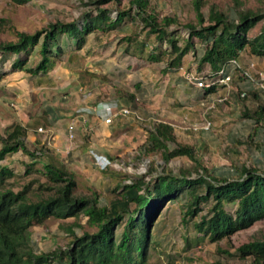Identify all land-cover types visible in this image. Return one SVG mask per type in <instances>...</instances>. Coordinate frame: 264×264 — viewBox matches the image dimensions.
<instances>
[{
    "label": "trees",
    "instance_id": "1",
    "mask_svg": "<svg viewBox=\"0 0 264 264\" xmlns=\"http://www.w3.org/2000/svg\"><path fill=\"white\" fill-rule=\"evenodd\" d=\"M108 2L116 3V18L112 17V8H103ZM128 3V8L123 9L121 0H92L88 5L93 8L79 20L57 21L34 34L20 32L9 25V31L17 39L0 41V78L7 74L4 71L7 63L11 72L46 75L64 55L82 51L90 35H96V39L109 37L138 22L142 25L140 30L122 38L124 53L147 65L163 64L164 74L180 70L186 57L192 54L197 57L201 49L199 72L209 68L207 76H213L237 60L241 69L235 82H243L244 73L250 68L246 59L264 57V28L258 35L249 36L264 20V10L246 8L244 0H233L236 15L233 20L216 4L209 7L206 15L203 10L208 2L191 0L196 21L188 24L180 22L177 16H161L152 0H128ZM181 28L188 30L187 38L180 33ZM33 57H37L35 66L28 68ZM219 90L207 88L204 96ZM117 95L129 105L137 103L133 93L118 89ZM249 95L257 106L253 112L245 107L242 117L255 122L254 131L246 141L251 144L259 131L264 133V102L257 92H238L244 102ZM28 131V126L14 122L0 134V264H145L158 219L168 204L180 202L182 197H185L182 222L187 225L193 221L197 233L195 238L186 239L185 251L206 242L231 241L237 233L264 221V170L243 165L232 179L215 176L199 157L197 148L181 142L174 126L167 122H156L148 131L144 154L158 155L167 164L177 158H187L193 168L182 170L179 175L164 171L149 182L144 177L131 185L119 181L113 188V192L119 193L107 204L102 203V192L93 187L86 186L88 193L78 194L76 174L45 145H30ZM255 146L258 150L263 148L260 143ZM19 152L29 158V162L22 163L25 170L20 179L30 180L16 190L20 180L16 170L2 163ZM110 175L112 179L119 177L115 172ZM232 204L236 205L234 212L225 208ZM203 205L208 208L206 213ZM81 216L86 219V226L78 221ZM52 218L61 222L77 220L60 224L70 235V244L37 254L32 245V230ZM196 218L199 220L194 221ZM77 230L82 234L78 235ZM217 249L226 257H251L255 264H264V241L243 244L235 253Z\"/></svg>",
    "mask_w": 264,
    "mask_h": 264
},
{
    "label": "crops",
    "instance_id": "2",
    "mask_svg": "<svg viewBox=\"0 0 264 264\" xmlns=\"http://www.w3.org/2000/svg\"><path fill=\"white\" fill-rule=\"evenodd\" d=\"M104 38L100 36L96 39V35H90L82 51L71 56L64 55L46 75H32L26 71L11 72L9 66L4 68L7 74L0 78V106L9 104L15 109L13 115L0 118V133L4 134L5 128L14 122L28 126L27 142L30 145H45L63 165L76 174L78 180L83 178L86 186L100 192L107 190H100L102 183L109 191L112 185L117 186L120 182L118 179H114L115 182L112 180V169L103 171L96 166L92 151L109 161L124 164L125 158L140 155L141 145L145 146L148 131L156 122L171 124L177 136L181 140L185 139L189 134L184 130V118L187 116L189 120L185 110L192 97L197 100L202 96V104L214 97L236 95L231 86L204 96L203 90L185 81L184 73L197 66L203 54L201 49L198 58L189 55L180 70L164 74L161 72L163 64L147 65L134 58L139 63L135 70L134 65L125 64L120 59H105L106 55L102 54L93 55L96 47L103 45ZM123 55L130 57L124 52ZM91 56L93 63L88 61ZM99 57L101 59L96 60ZM36 59H31L28 68L35 66ZM246 60L254 73L264 74V57L250 56ZM205 71L210 70L207 68ZM237 86L249 94L255 88L245 82H237ZM118 89L135 94L137 103L129 105L122 101L117 95ZM99 105L130 108L131 114L116 118L108 125L97 114L86 113V109ZM71 122H75L76 127L74 140L69 138ZM40 128L45 132H39ZM178 129L184 131L178 132ZM184 143L188 144L186 140ZM8 159L13 161L11 167L28 162L21 152Z\"/></svg>",
    "mask_w": 264,
    "mask_h": 264
},
{
    "label": "rangeland",
    "instance_id": "3",
    "mask_svg": "<svg viewBox=\"0 0 264 264\" xmlns=\"http://www.w3.org/2000/svg\"><path fill=\"white\" fill-rule=\"evenodd\" d=\"M90 1L92 0H30L27 3H19L15 0H0V41H16V36L8 29L9 25L14 26L20 32L34 34L57 21L72 22L74 20H79L83 13L93 8L91 5H88ZM206 1L208 5L203 10L206 15H208L209 7L212 4H216L222 11L228 14L231 20L236 18L233 10V0ZM244 1L246 2V8L264 10V3L262 0ZM152 2L161 16H177L180 22L184 24L196 21L191 0H152ZM128 6V0H121V8L127 9ZM103 8H112V17L116 18L117 8L115 2L104 3ZM134 26L136 27L134 28ZM141 26L142 25L138 22L137 25L128 26L104 38L103 45H101V47H96L97 50L93 55L102 54L103 56H107L104 57L105 59H120L124 61L123 63L125 64L130 66L134 65L135 70H137L139 67L137 65L139 64L138 61L123 55L124 45H122L121 42L123 37L130 35L134 30H140ZM263 28L264 20L249 33V36L254 37L258 35ZM180 33L185 38L189 35L188 30L184 28L180 29ZM92 59L93 56H91L88 61L93 63L94 59ZM100 59L99 57L96 60ZM9 66L10 63H7L4 65V68L7 69ZM191 68L192 70L190 71H195L194 69L197 68V66ZM186 72H188V70H186ZM203 73L207 75L209 71H204ZM235 75H237V72ZM235 79L236 76L232 83V90L235 91V96L230 97L226 95L214 97L202 104V96L197 100H195L196 97H192L193 99L186 104L187 109L185 110L189 116V125H184V130L189 134L182 140L179 137L181 142L184 143V140H186L188 144L197 148L199 157L207 167L213 170L215 176L231 179L237 177V169L241 168L243 165H255L261 170H264V133L262 130L259 131L253 138V143H246L251 133L254 131L255 122L252 119L242 117L244 108L246 107L253 112L256 109L257 102L252 95L245 102L238 97V92L241 90L237 86ZM244 82L245 81H243V83ZM244 88H246L245 84ZM242 91L245 92V90ZM253 92L258 93L256 88H254V91H251V93ZM261 101L264 102V99L261 98ZM14 113L15 109L9 104H2V106H0V118L6 115L11 116ZM203 114H206V117H202ZM204 118L213 121L214 125L212 130L209 132L194 131L191 125L202 122ZM0 129H2L1 126ZM184 130L178 129V132ZM257 143L263 144L261 150H258L255 146ZM139 151L140 155L135 154L125 158L124 164L117 162L121 164L119 170L112 169L113 172L119 174L117 179L119 181L123 180V185H131L141 177H144L146 182H149L153 177L162 174L164 171L179 175L182 170L193 168L192 162L187 158H177L167 164L158 155L153 157L146 156L144 154V145H141V150ZM27 159L29 162L28 157ZM12 162V160L8 159L2 164L10 166ZM13 168L17 172V178L20 179L21 175L24 173L25 167L22 164H18ZM34 177L35 176H32L31 178ZM29 180L30 179H20L16 186V190L28 183ZM128 181L131 183H127ZM85 182L83 178L78 180V194L88 193L86 191ZM114 187L115 184L107 191L108 187L102 183V188L100 190L107 189L106 192L102 191L103 204L110 202L119 193L113 192ZM184 203L185 197H182L180 202L168 204L164 209V212L158 219L153 230V242L148 249L145 264H255L252 258L240 259L221 255L218 253L217 248L220 247L223 250L235 253V250L243 244L253 241H264V221L256 223L248 230L237 233L232 237L231 241L223 240L218 244L206 242L200 247L185 251L186 239L195 238L197 233L193 227V221L189 222L187 225L182 222V205ZM202 207L205 208L204 213H206L208 208L204 205ZM225 208L230 212H234L236 205H226ZM196 220H199V218L194 219V221ZM76 221V219L71 218L61 222L60 220L52 218L44 225L34 227L32 230V245L35 252L40 254L50 252L57 248L67 247L70 244L71 237L60 228V224L64 223L67 225ZM78 221L86 226V219L82 216ZM77 234L81 235L82 231L77 230Z\"/></svg>",
    "mask_w": 264,
    "mask_h": 264
},
{
    "label": "built area",
    "instance_id": "4",
    "mask_svg": "<svg viewBox=\"0 0 264 264\" xmlns=\"http://www.w3.org/2000/svg\"><path fill=\"white\" fill-rule=\"evenodd\" d=\"M241 69V65L237 60H232L226 66H224L216 75L207 76L203 72H199L197 69L195 71H188L184 73L185 81L199 90H206L207 88L218 87V88H230L232 86L235 73ZM246 76L245 83L255 86L260 96L264 99V74H256L253 72L252 68L245 71ZM221 101V100H220ZM86 113L97 114L106 124L110 125L113 123L114 119L129 116L131 114L130 108H117L109 105H99L91 109H86ZM185 126L189 125L188 117L186 116ZM213 121L210 119H204L200 123L191 125L194 131H204L209 132L213 128ZM39 132H45L42 128ZM76 137V127L75 122H71L69 126V138L74 140ZM91 156L94 159L96 166L100 170L116 169L121 168V164L117 162H112L104 158L97 152L92 151ZM127 183H131L128 181ZM251 258V257H250ZM253 259V258H252ZM254 263V260H253Z\"/></svg>",
    "mask_w": 264,
    "mask_h": 264
},
{
    "label": "clouds",
    "instance_id": "5",
    "mask_svg": "<svg viewBox=\"0 0 264 264\" xmlns=\"http://www.w3.org/2000/svg\"><path fill=\"white\" fill-rule=\"evenodd\" d=\"M109 170V169H108ZM104 171H106V170H104Z\"/></svg>",
    "mask_w": 264,
    "mask_h": 264
}]
</instances>
